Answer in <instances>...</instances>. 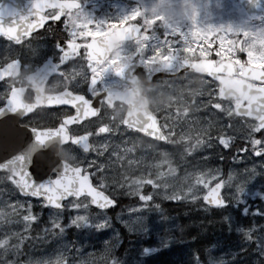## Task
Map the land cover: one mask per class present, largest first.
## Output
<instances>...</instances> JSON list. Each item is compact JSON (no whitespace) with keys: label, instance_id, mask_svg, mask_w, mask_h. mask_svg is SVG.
<instances>
[{"label":"snow or ice","instance_id":"1","mask_svg":"<svg viewBox=\"0 0 264 264\" xmlns=\"http://www.w3.org/2000/svg\"><path fill=\"white\" fill-rule=\"evenodd\" d=\"M240 6L258 14L254 19L261 25L202 22L198 6L182 25L166 21L155 5L148 11L143 0L100 18L77 0H27L23 7L0 0V39L7 42L0 50V116L17 122L27 137L12 151L0 147V180L12 186L7 193L0 190V264H87L77 259L82 250L69 244L46 258L18 257L44 210L47 220L36 239L72 228L99 232L110 227L107 213L124 197L134 200V207H128L127 219L119 213L116 219L136 238L141 255L154 250L149 246L154 242L145 239L154 226L144 213L160 212L161 202L168 201L218 210L223 227L235 229L240 239L227 248L209 245L203 256L194 251L189 264H264V187L256 183L258 176L264 178V166L229 169L226 177L206 166L208 150L221 148L234 160L264 161V0H240ZM53 25L59 34L49 41L51 55L35 68L22 62L12 46L31 45L36 30L52 31ZM113 34L118 39L109 44ZM138 66L149 80L156 72L182 70L186 81L195 76L200 84L189 86L187 97L179 88L163 115L162 109L144 108L114 119L110 109L119 86L132 91L128 85L135 82ZM52 107L58 114L51 124H37L36 110ZM126 130L175 145L182 174L165 152L146 167L135 156L129 159L134 147L116 139ZM41 149L55 154L48 170L32 159ZM83 154L88 155L79 158ZM125 160L134 171L126 173L123 163L117 168L116 162ZM16 191L28 199L9 202ZM13 217L17 230L10 227ZM249 248L256 257L248 255ZM99 251L102 264H129L115 247L105 244Z\"/></svg>","mask_w":264,"mask_h":264},{"label":"flooded vegetation","instance_id":"2","mask_svg":"<svg viewBox=\"0 0 264 264\" xmlns=\"http://www.w3.org/2000/svg\"><path fill=\"white\" fill-rule=\"evenodd\" d=\"M3 3L15 4L18 7H23L27 3V0H2ZM78 3H81L82 7H85V11L88 13H93L98 18L105 15H115L116 14V0H77ZM127 23V22H126ZM62 26V24H61ZM38 35L35 36L32 40L31 45L21 48L19 45H13L16 51L19 52L22 62H28L32 68H35L38 63H42V57L46 55H51L49 41H52L55 38V35H58L59 32L55 28V25L52 26V31L48 30H36ZM109 44L112 41L117 40L115 37H108ZM7 42L3 39H0V50L5 48ZM35 50V53L34 51ZM73 65H69V68H72ZM79 67V65H75ZM192 77V76H189ZM195 77V76H193ZM197 78V77H196ZM198 79V78H197ZM199 80V79H198ZM191 85H187L186 80L184 79L183 71L180 73L170 74L165 72H156L152 74L151 80L143 76L142 66H138L136 70V79L134 83L128 85L132 89L131 92H126L123 85L119 86L120 96L116 97L113 100V106L110 109V115L114 119H118L123 114H127L130 111H137L144 108L152 109H162L159 113L163 115L164 109L168 103L171 102V95L178 92L179 88L183 87L185 89L184 95L187 97V88ZM80 87H85L81 83ZM37 111L36 123L39 124L41 121L46 125H50L52 120L58 114L55 107L48 108L44 111ZM6 131V136L3 134ZM236 131H242L240 127L236 126ZM27 137L25 132L19 128L17 122L12 120H6L3 116H0V147L6 146L8 151L17 149L26 141ZM117 142L119 143L122 140L126 139L127 146L134 147V151L137 153L140 152H152L155 148L161 151H168L172 153H179L178 148L175 145L168 144L165 142H157L150 137L144 136L143 134L136 132L134 130H126L124 137L117 136ZM239 143V140L236 141ZM120 147L124 148L125 144L120 143ZM235 150L233 149V152ZM221 154L224 159L223 163L219 164L223 169L227 168L226 159L230 156L232 161V156L228 153L226 149H216L214 154ZM2 154V152H0ZM54 152H50L48 149H41L37 153H33V161L38 168H42L44 163L50 164L53 160L52 155ZM88 154H83L79 158L83 159L84 156ZM228 167L231 165L227 162ZM49 169V168H48ZM227 170L225 172V177L227 175ZM224 173V172H223ZM12 186L6 181L0 180V190H3L5 193ZM9 202L15 199H28L20 195L18 191L11 193L8 196ZM35 200V198H31ZM134 200L131 198H121L119 204L108 211L107 215L110 216L116 223L115 227L122 234L125 231L123 225L116 219V214L119 213L123 218L128 217V207H134ZM45 212L47 210H44ZM160 212L148 211L145 212L150 220L149 224L154 226L151 237H148L154 244H150V247H153V251L149 253L152 264H185V254L181 247V243L184 242L183 235L185 234V228L179 224L182 220L181 214L185 211V204L173 203L168 201H163L161 203ZM15 221V218L13 217ZM155 220L160 221L164 220L165 223L163 226L156 227L154 225ZM37 224H33L31 235L33 239L30 242H26L23 245V252L27 250L32 242L36 240L38 233ZM12 230H17L18 227H11ZM73 234L75 231L72 232ZM167 233V235H165ZM171 235V238L168 235ZM44 234H41V237ZM163 240V243H161ZM119 245V244H118ZM162 246V247H161ZM139 245H132L131 249L134 256H138ZM126 246L122 245L118 247L117 255L120 256V252L125 249ZM90 261V260H89ZM87 261V264H90ZM91 262V261H90Z\"/></svg>","mask_w":264,"mask_h":264},{"label":"rangeland","instance_id":"3","mask_svg":"<svg viewBox=\"0 0 264 264\" xmlns=\"http://www.w3.org/2000/svg\"><path fill=\"white\" fill-rule=\"evenodd\" d=\"M145 7L148 11L152 10L153 5L156 6L157 14L163 15L166 21L170 22H178L180 24H186L189 22V18L191 14L196 11L198 6L200 19L203 22L205 19L209 24H225V25H234V26H248V27H258L261 25V21L259 19H254L249 16L246 11L240 6L239 2L236 0L235 4H232V0H143ZM119 5L118 7H128L124 1L116 3ZM130 6V5H129ZM205 13L207 16L205 17ZM211 39V37L209 38ZM216 45H213L215 47ZM187 85H191V87H197L200 84V81L196 77H188L186 81ZM188 89V88H187ZM240 127L239 125H236ZM209 151V158L206 161V166L210 168H219V163H215V161H221V154H214L212 150ZM168 153V159H172L175 163L180 165L181 174L184 168V162L176 159L179 156V153L175 154L168 151H161ZM161 152H159L156 148L152 152H140L137 153L134 151L132 155L129 156V159L132 156H135L136 159L141 161V166L146 167L150 162L155 163L157 160L162 159ZM195 162V161H193ZM123 163L124 170L126 173H130L135 170V166L129 168L128 161L125 160L123 162L117 161L116 166L119 168L120 164ZM245 166L248 168L256 167L257 171L261 166H264V161L259 160L258 158L248 157L244 160H234L232 170H236L237 168L243 169ZM179 179V176L177 177ZM256 183L258 187H264V178L257 177ZM253 206H256L255 201L252 202ZM43 212H41V216H43ZM68 215V210L64 214V218L66 220ZM47 217V212H46ZM144 218L149 222L148 216L144 214ZM164 222V221H163ZM161 222L159 225L155 224L157 227L162 225ZM3 226H0L2 228ZM10 227H19L18 224L13 223ZM71 230H65L63 234L59 235H44L39 239H36L32 242L31 246L23 252L22 255L18 257L19 260H24L28 257L32 259L40 258V257H48L51 254H54L58 248H62L63 245H75V247L82 250L83 255L77 254V259L82 261H87V258H90L93 255V251L89 249L91 232L85 231L82 229H75L77 234L71 235ZM94 231V230H93ZM99 232H106L104 235L103 242L111 245V240L113 239L115 243H119L121 241V235L119 234L117 229H114V222L110 220V227L104 228ZM118 234V235H117ZM240 239L232 242H225L224 239H218L215 245L223 246L225 248L228 247L229 244H239ZM235 251V249H233ZM213 255H218L217 252L213 251ZM11 258V257H9ZM96 261L100 260V256L95 257ZM91 264H97L93 261ZM102 264V261L99 262Z\"/></svg>","mask_w":264,"mask_h":264},{"label":"trees","instance_id":"4","mask_svg":"<svg viewBox=\"0 0 264 264\" xmlns=\"http://www.w3.org/2000/svg\"><path fill=\"white\" fill-rule=\"evenodd\" d=\"M190 205H187V208ZM223 213H220L218 210L211 209V210H202L192 214V217L187 216L184 224L187 226H191V228H195L192 230L193 234L192 237H195V242L192 244L193 251H200L201 256H203V249L208 248L209 245L212 244L213 235L217 232L218 229H225L222 225V217ZM190 222V225H189ZM252 220H246L242 223L247 226L251 224ZM259 222V221H258ZM185 225V226H186ZM198 230V233H194L195 230ZM234 230V229H233ZM232 230V231H233ZM234 237H237L235 231L233 233Z\"/></svg>","mask_w":264,"mask_h":264},{"label":"water","instance_id":"5","mask_svg":"<svg viewBox=\"0 0 264 264\" xmlns=\"http://www.w3.org/2000/svg\"><path fill=\"white\" fill-rule=\"evenodd\" d=\"M249 13H251V14L254 15V16L257 15L256 13H252V12H249ZM44 169H45V168H44Z\"/></svg>","mask_w":264,"mask_h":264}]
</instances>
